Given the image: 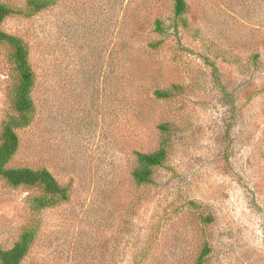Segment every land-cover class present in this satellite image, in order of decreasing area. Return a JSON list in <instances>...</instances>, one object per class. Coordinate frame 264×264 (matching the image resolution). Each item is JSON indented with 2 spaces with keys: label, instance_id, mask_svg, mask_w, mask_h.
Segmentation results:
<instances>
[{
  "label": "rangeland",
  "instance_id": "1",
  "mask_svg": "<svg viewBox=\"0 0 264 264\" xmlns=\"http://www.w3.org/2000/svg\"><path fill=\"white\" fill-rule=\"evenodd\" d=\"M186 1L181 18L173 0H58L4 20L36 73L9 166L69 189L34 211L39 188L0 178V248L38 226L22 264H195L206 241V264H264V0ZM14 79L0 45V132ZM164 139L167 161L136 184V152Z\"/></svg>",
  "mask_w": 264,
  "mask_h": 264
},
{
  "label": "trees",
  "instance_id": "2",
  "mask_svg": "<svg viewBox=\"0 0 264 264\" xmlns=\"http://www.w3.org/2000/svg\"><path fill=\"white\" fill-rule=\"evenodd\" d=\"M58 0H27L25 9H17L8 3L0 2V45L9 50L15 77L10 89V98L15 113L3 123L0 132V178L14 188L20 186L37 187L41 194L32 199L31 208L40 211L58 205L69 199V189L62 185L54 174L46 167L32 168L29 166L11 167L9 163L20 146L18 131L30 125L36 113L33 92L36 86V73L30 62V50L27 43L19 36L4 30V20L13 14L33 15L55 4ZM176 17H183L188 12L186 0H173ZM156 30L165 32L162 20H156ZM258 58V54L255 55ZM172 92L167 89H156L154 95L165 99ZM164 132L170 130L168 123L159 126ZM169 142L164 139L161 146L152 152H136V166L132 177L136 184L142 185L152 181L155 168L162 166L168 158ZM207 220H211L206 218ZM38 232L36 224L24 228L19 239L10 248H0V264H22L28 255ZM212 248L206 241L195 264H206Z\"/></svg>",
  "mask_w": 264,
  "mask_h": 264
}]
</instances>
